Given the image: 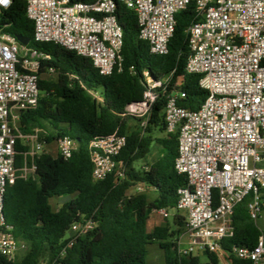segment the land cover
<instances>
[{"label": "built area", "instance_id": "2783aa9c", "mask_svg": "<svg viewBox=\"0 0 264 264\" xmlns=\"http://www.w3.org/2000/svg\"><path fill=\"white\" fill-rule=\"evenodd\" d=\"M26 1V15L34 24L37 42L75 51L90 59L103 76L121 70L124 37L116 15L118 2L136 13L139 38L157 55L169 50L176 14L195 5L197 20L186 30V71L201 76L199 84L208 96L199 110L178 104L184 93L173 94L167 101V131L178 133L175 169L186 176L187 183L178 189L173 209L157 212L164 218L172 212H185L184 230L175 240L178 256L211 253L219 264H232V256L264 264V234L254 246H235L232 253L222 246V241L234 234L233 214L238 204L249 199L253 220L262 213L264 0ZM11 4L12 0H0V13ZM40 57L42 54L23 47L0 26V258L7 260H14L27 248L5 223L7 188L18 178L34 176V159L47 145L39 129L25 134L18 127L21 115L35 108L41 97ZM159 86L160 81L149 78L143 99L128 105L126 113L147 115L158 98L155 89ZM18 140L29 148L23 153L22 167L16 166ZM126 144V136L117 131L90 140L94 181L104 180L117 170L115 158ZM76 147L70 137L57 140L58 153L64 158H70ZM119 175L123 176V171ZM95 226L92 218L74 222L59 256Z\"/></svg>", "mask_w": 264, "mask_h": 264}, {"label": "trees", "instance_id": "16d2710c", "mask_svg": "<svg viewBox=\"0 0 264 264\" xmlns=\"http://www.w3.org/2000/svg\"><path fill=\"white\" fill-rule=\"evenodd\" d=\"M26 0H12L0 13V26L14 37L30 39L27 47L39 54L38 105L21 115L18 127L28 134L36 129L47 144L62 137L76 141L70 158L58 152L44 151L35 159L34 176L18 178L5 195V223L11 233L27 245L22 257L0 258V264H147L148 246L159 242L168 258L183 232L186 216L175 213L173 225L168 222L149 230L151 214L162 208L173 209L178 189L187 183L185 175L175 169L178 155V133L167 131L164 110L169 97L184 93L178 99L182 107L199 110L208 92L201 88L200 75L186 71L189 55L188 26L197 20L195 5L190 4L176 14L174 35L166 54L150 52L149 43L139 38L137 15L124 4L117 3L116 15L123 29L121 70L103 76L90 59L51 42L34 39V24L26 15ZM54 70L50 74V69ZM147 73V74H146ZM45 76V77H44ZM149 78L160 81L155 90L158 98L143 117L126 113V107L143 99ZM137 121L135 128L129 122ZM145 121V125H142ZM119 132L127 138L126 147L115 158L117 170L101 181L92 177L93 164L89 143L94 137ZM158 135V136H157ZM162 135V136H159ZM155 142V144H154ZM159 145L158 158L145 169L129 168ZM16 166L22 167L23 153L28 147L17 141ZM123 171V176L119 175ZM146 191L129 194L138 184ZM69 197L58 210L51 200ZM249 199L234 209L232 237L222 241L232 253L235 246H254L264 234L248 210ZM82 218H92L96 226L59 256L67 242L71 225ZM202 263L198 255L178 256L175 264H219L216 255L206 253ZM232 264H252L232 256Z\"/></svg>", "mask_w": 264, "mask_h": 264}, {"label": "rangeland", "instance_id": "374dc122", "mask_svg": "<svg viewBox=\"0 0 264 264\" xmlns=\"http://www.w3.org/2000/svg\"><path fill=\"white\" fill-rule=\"evenodd\" d=\"M45 77V76H44ZM137 125V121H133L131 120L129 122V126L130 128H135V126ZM158 136V135H157ZM162 136V135H159ZM155 144V142H154ZM45 150H48L50 153H52L53 155H56L58 150H57V142H53L51 144H47L45 146ZM160 152H159V145L158 147L154 148L145 159L142 160H138L136 162H134L133 164L130 165L129 168H135V169H145L147 168V166H149L150 164H152L159 156ZM141 187L142 189H146L144 184H138L136 187L132 188L131 190H129V194H134L137 192H141L138 190V188ZM150 192V191H148ZM151 193V192H150ZM150 196H153V194H150ZM69 199V197H55L51 200L52 206L54 210H58L62 204L64 203L65 200ZM174 212L171 213V215L169 217L164 218L161 215V221L162 224H165L166 222L170 223L172 225V228H175V226L173 225V217H174ZM181 214H185L184 211L181 212ZM155 217V215H153V217H151L150 222L148 223V228L149 230L153 229V224H152V219ZM258 225L261 228H264V216H262L261 218H259L257 220ZM182 242L185 243L186 239L183 238ZM177 252V248L172 247L170 250V257L172 258H168V256H166V254L164 253L163 249L160 247L159 242H154L152 244H150L148 246V254H147V264H175L173 263L174 261V255ZM24 252H21L18 254L17 257H22ZM199 256L200 260L202 263H206L208 261V257L206 254H196Z\"/></svg>", "mask_w": 264, "mask_h": 264}, {"label": "crops", "instance_id": "0c3cea01", "mask_svg": "<svg viewBox=\"0 0 264 264\" xmlns=\"http://www.w3.org/2000/svg\"><path fill=\"white\" fill-rule=\"evenodd\" d=\"M45 151H47V152H49L48 150H45ZM136 187V186H135ZM138 190L139 191H146L147 190V192L148 191H150V192H148L149 193V195L150 194H153V196H150L151 198H153L154 196H155V194L153 193V191L152 190H149L148 188H146V189H142L141 187H139L138 188ZM153 215H155V217L152 219V224H153V228L154 227H156V226H159V225H161L162 224V221H161V215L157 212V211H154L152 214H151V217H153ZM151 217H150V219H151ZM149 222H150V220H149Z\"/></svg>", "mask_w": 264, "mask_h": 264}, {"label": "water", "instance_id": "95a60500", "mask_svg": "<svg viewBox=\"0 0 264 264\" xmlns=\"http://www.w3.org/2000/svg\"><path fill=\"white\" fill-rule=\"evenodd\" d=\"M17 40L19 41V43L23 47H26L29 44V42H30V39L28 37H24V36L17 37Z\"/></svg>", "mask_w": 264, "mask_h": 264}]
</instances>
